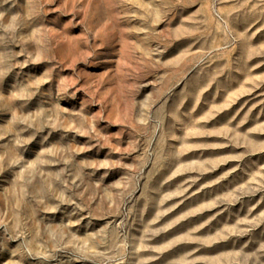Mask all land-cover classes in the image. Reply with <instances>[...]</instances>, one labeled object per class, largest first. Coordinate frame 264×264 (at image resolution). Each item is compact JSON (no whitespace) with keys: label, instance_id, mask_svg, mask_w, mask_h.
I'll return each instance as SVG.
<instances>
[{"label":"rangeland","instance_id":"rangeland-1","mask_svg":"<svg viewBox=\"0 0 264 264\" xmlns=\"http://www.w3.org/2000/svg\"><path fill=\"white\" fill-rule=\"evenodd\" d=\"M0 264H264V0H0Z\"/></svg>","mask_w":264,"mask_h":264}]
</instances>
